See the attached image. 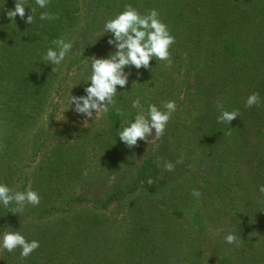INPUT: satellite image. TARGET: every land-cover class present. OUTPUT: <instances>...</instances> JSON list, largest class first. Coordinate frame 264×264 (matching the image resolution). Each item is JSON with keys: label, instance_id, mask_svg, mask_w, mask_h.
<instances>
[{"label": "trees", "instance_id": "obj_1", "mask_svg": "<svg viewBox=\"0 0 264 264\" xmlns=\"http://www.w3.org/2000/svg\"><path fill=\"white\" fill-rule=\"evenodd\" d=\"M15 2L0 0V73L17 71L0 119H6L7 108L19 125L48 102L50 70L58 68L43 61V55L63 32L73 46L58 99L78 77L84 84L89 57L112 50L104 22L126 5L142 14L158 10L175 43L171 64L153 58L148 69H126L131 72L128 84L115 97L109 127L101 126L105 134L108 130L107 139L99 128L91 137L96 144L89 148L92 154L82 147L70 151L65 141H57L60 135L49 140L46 134L39 143L33 160L40 155L41 161L32 188L41 199L28 213L24 236L40 246L25 258L19 248L8 252L12 264H264V194L259 191L264 184V0H50L56 18L39 20L43 9L37 8L31 25L25 23L28 8L24 19L7 17ZM25 6L35 7V0H25ZM181 79L186 84L176 111L163 135L148 144L137 173L128 172L102 202L84 190L73 192L88 161L89 171L96 163L114 173L124 169L129 148L124 158L109 144L120 107L131 106L136 97L144 107L159 105L175 95ZM7 80L0 77L2 90ZM84 87L75 89L76 95H83ZM252 92L259 93L260 105L246 107ZM220 107L239 115L229 124L219 122ZM167 163L174 165L171 171ZM193 189L201 195L193 196ZM132 196L126 231L109 210ZM74 207L90 210L79 213ZM0 208L2 225L21 215ZM217 228L223 229L221 235L214 234ZM228 232L235 233V244L224 242Z\"/></svg>", "mask_w": 264, "mask_h": 264}, {"label": "clouds", "instance_id": "obj_2", "mask_svg": "<svg viewBox=\"0 0 264 264\" xmlns=\"http://www.w3.org/2000/svg\"><path fill=\"white\" fill-rule=\"evenodd\" d=\"M49 4L50 0H35V7H26L25 0H16L14 8L7 11L6 15L13 21L17 15L24 19L25 9L28 8L31 14L26 17L25 23L31 25L38 8L43 9L39 12L38 19L50 21L55 19L57 14L49 10ZM105 34H110L107 43L112 50L105 56L89 57V63L84 66L88 72L84 82V94L73 95L70 92L67 99L69 108L84 118L83 127L107 114L115 106L117 93L124 91L131 75L126 69H148L153 58L171 64L170 47L175 43V37L168 25L160 19V14L155 8L142 14L130 4L126 5L123 11L104 22ZM52 45L45 50L43 61H47L51 66H59L65 61L72 45L62 37L54 39ZM117 86L121 91L117 90ZM253 105H260L257 92L250 93L245 99L246 107ZM131 109L136 110L133 118L123 122L117 133L119 141L128 148L137 146L138 141L149 143V137L162 136L176 111V102L168 100L161 107L148 103L145 108L141 98L136 97L131 101ZM238 115V110L228 111L220 107L217 120L229 124ZM165 167L171 171L174 165L167 163ZM259 191L264 194V184L259 186ZM192 195L199 197L201 193L198 189H193ZM40 199L39 193L31 185L19 190L0 181V206L9 208L10 213H22L28 205H39ZM222 232L223 229L217 228L214 234L221 235ZM223 240L232 245L236 243L237 237L234 232H228L223 235ZM39 246L38 240H29L10 226L7 230L0 231V249L13 252L19 248L22 258L30 256Z\"/></svg>", "mask_w": 264, "mask_h": 264}, {"label": "rangeland", "instance_id": "obj_3", "mask_svg": "<svg viewBox=\"0 0 264 264\" xmlns=\"http://www.w3.org/2000/svg\"><path fill=\"white\" fill-rule=\"evenodd\" d=\"M83 23L81 24V26ZM62 35L67 42H70L73 46L72 39H69L68 32ZM75 35V34H74ZM72 48V47H71ZM71 50V49H70ZM70 56V51L66 55L65 61L56 66L57 71H52V84L48 86L49 92L47 95L48 102L46 105L40 107L35 110L29 117L24 118V123L19 125L18 121L12 116L11 112L7 110L4 111V115L6 119H0V181L7 183L9 186L23 190L27 185H31L33 183V174L36 171L37 166L39 165L41 158L38 156L37 159L33 160V155L37 153V149L39 147V143H41L45 138L46 134H48L49 140L52 139L53 135H60L62 137H58L57 141H60L59 144L65 141V146L70 150H75V147H82L85 150L90 147H94L95 142L92 136L98 135L99 128L102 125H105L107 128L109 127L110 112L107 114L101 115L99 118L94 121H90L87 127H83L84 118L82 116H78L75 112L69 108L67 99L70 95V92L73 95H76L75 89H81L80 87L85 86L84 84L78 81V78L73 82H70V85L65 86V90L69 91L65 92L64 90L61 93V98H57L56 90L59 84L62 82L64 75L66 74V63L68 61V57ZM17 72V71H16ZM13 71H2L0 73V77L5 75L8 78L6 83V88L2 90L0 87V106H3L6 101H8V96L6 93L10 89H12L11 85L13 82L10 81L12 79L14 73ZM23 77H25V71H19ZM74 75V74H73ZM72 75V76H73ZM71 76V77H72ZM180 86L177 88L175 95L169 99L174 100L177 103V99L181 97V91L185 87V82L181 79L178 81ZM46 86L40 88L41 90L45 89ZM168 100H164L161 104L157 105L161 107ZM147 108V107H145ZM134 109H131V106H124V108L120 107V117H118L119 125L113 126L111 128V133L114 135V140L110 141V146L113 147V152L122 151V157L125 158L126 146L119 141L118 138V128L120 125L126 120L132 119L135 114ZM53 123L50 124V114H54ZM174 113L172 114L173 117ZM171 117V118H172ZM103 127V126H102ZM167 127V125H166ZM97 133V134H96ZM107 133L101 128L100 135L107 139ZM68 137V138H67ZM161 137V136H160ZM149 137V140H158L155 136ZM40 139V140H38ZM90 139V141H89ZM48 140V141H49ZM38 141V142H37ZM151 143V141L149 142ZM145 141H138L137 146L129 148V152L127 154L128 160L124 169L118 170L119 173H114L112 171L106 170L100 166L97 167V163L94 164V167L91 171H89V165L92 166V163L88 161L86 163V170L83 177L76 181L73 192L84 190L86 195L93 196L95 200L102 202L107 198V196L113 191L114 187L120 184V182L128 176V172L137 173V169L145 155V150L148 146ZM52 145H49L47 149H51ZM90 154H92V150L89 149ZM88 160L91 158L89 156ZM95 159V158H93ZM28 182V183H27ZM58 199L66 198L65 195L57 196ZM134 199V197H128L126 200H121L116 206H113L109 213L114 215H118V221L125 225V230L128 231L130 229V223H128L130 214L127 213L129 208V203ZM58 203L63 204L64 201H58ZM32 206L28 205L22 213H20V217L15 219L14 221H8L7 224H1V218L3 213H1L0 208V231L7 230V227L10 226L14 229L19 227L18 231H20L23 235L26 230L29 228V223L31 222L28 213L30 212ZM73 210L75 212H85L90 209H82L80 207H74ZM5 213V211H4ZM65 215H68L67 213ZM70 219L77 217L68 215ZM8 252L6 250L0 249V264H12L14 260H9L6 256ZM154 261L151 260L150 263Z\"/></svg>", "mask_w": 264, "mask_h": 264}]
</instances>
